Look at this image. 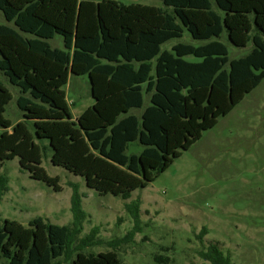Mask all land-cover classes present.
<instances>
[{"label":"trees","instance_id":"16d2710c","mask_svg":"<svg viewBox=\"0 0 264 264\" xmlns=\"http://www.w3.org/2000/svg\"><path fill=\"white\" fill-rule=\"evenodd\" d=\"M160 1L164 9L110 0H0V13L14 26L0 25V71L18 88L16 106L24 121L12 126L4 118L12 95L0 81L1 162L17 157L21 170L53 184L40 168L48 146L35 142L47 139L53 165L82 177L88 188L125 200L169 168L264 78V0ZM185 32L202 44L161 49ZM224 33L235 47L251 42L250 52L229 59ZM55 36L62 48L49 44ZM70 74L89 78L94 100L74 120L64 96ZM135 141L141 151L127 155ZM7 182L0 175V201ZM71 188L70 226L40 217L26 226L0 218V264H122L113 251H82L96 243V228L75 244L87 214L77 185ZM125 210L134 223L129 234L135 233L138 201L126 203ZM206 234L202 227L196 238L202 241ZM198 254L207 264H233L218 243ZM167 260L154 257L156 264Z\"/></svg>","mask_w":264,"mask_h":264},{"label":"rangeland","instance_id":"374dc122","mask_svg":"<svg viewBox=\"0 0 264 264\" xmlns=\"http://www.w3.org/2000/svg\"><path fill=\"white\" fill-rule=\"evenodd\" d=\"M110 1L165 8L160 0ZM0 25L14 27L1 13ZM221 41L229 59L242 57L252 48L251 42L242 48L233 46L225 33ZM178 42L202 44L185 32L181 39L162 44L161 49L170 50ZM49 44L63 47L60 36ZM0 81L12 95L4 118L12 126L23 124L22 112L16 106L18 88L10 85L1 71ZM64 96L73 120L78 118L94 102L89 78L70 74ZM144 102L146 105V97ZM27 128L34 133L32 122ZM6 132L11 134V127ZM35 142L48 146L40 168L55 182L49 184L30 176L27 170H21L17 157L0 160V175L8 180L0 201L1 219L26 226L40 217L54 225L70 226L71 184H76L87 216L75 244L97 229L96 243L82 250L86 254L113 251L122 264H156L155 255L168 258L164 264H207L198 252L218 243L233 264H264V78L228 114L219 117L214 127L203 131L169 168L154 181L135 188L125 200L88 188L82 177L51 163L52 149L47 139ZM141 149L135 141L128 144L125 153L138 154ZM134 200L139 204V230L129 234L134 223L125 204ZM202 227L207 234L199 241L196 234Z\"/></svg>","mask_w":264,"mask_h":264}]
</instances>
